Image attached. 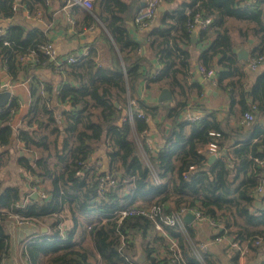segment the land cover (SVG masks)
Here are the masks:
<instances>
[{"label": "trees", "instance_id": "trees-1", "mask_svg": "<svg viewBox=\"0 0 264 264\" xmlns=\"http://www.w3.org/2000/svg\"><path fill=\"white\" fill-rule=\"evenodd\" d=\"M141 1L96 0L107 59L100 58L95 45L76 62L55 67L41 52L50 42L41 31L11 23L0 27V72L29 85L25 106L13 96L0 108V175L12 164L20 170L14 184L0 177V264H8L7 226L14 215L47 230L36 229L22 248L26 264H135L128 225L140 228L150 264H168L172 255L178 264H217L200 250L194 226L157 230L146 218L119 215L126 207L152 206H160L162 215L198 211L210 221L213 239L229 243L231 264H238L241 255L245 264H264V127L241 123L246 112L264 114V71L250 85L235 52L252 38L249 58L261 56L264 62V0L184 1L138 35L133 21ZM46 3L0 0V20H11L19 8L33 18L48 9ZM196 13L211 18L208 27L197 31L195 43L205 46L198 64L213 70L219 88L228 93V114L237 117L235 135L213 111L196 121L181 118L187 109L198 108L193 95L202 94L191 62L190 24ZM229 21L239 26V44ZM146 43L149 50L142 54ZM29 52L35 54L33 61L20 62ZM41 64L63 76L58 86L31 75ZM141 84L148 93L166 88L173 98L146 104L138 93ZM128 99L136 102L132 121L123 113ZM138 111L146 119L138 118ZM148 116L159 117L162 143L156 150L148 148ZM228 136L236 143L227 145ZM211 141L217 156L209 163L203 151ZM100 150L108 162L105 171L102 160L93 159ZM102 179L113 184L105 181L100 187ZM26 185L29 190L40 186L46 199H32L21 187ZM161 249L165 255L158 258Z\"/></svg>", "mask_w": 264, "mask_h": 264}, {"label": "crops", "instance_id": "crops-1", "mask_svg": "<svg viewBox=\"0 0 264 264\" xmlns=\"http://www.w3.org/2000/svg\"><path fill=\"white\" fill-rule=\"evenodd\" d=\"M93 4L95 5V10H88L84 7L75 4L73 0H48L47 5L48 9L44 11H40L38 15L33 18H29V14L22 9H18L15 13L14 17L11 20L2 21L0 20V27L4 28L7 27L10 23L11 25H24L26 27V31L31 30H39L41 31L42 35L45 38V41H50L52 44L53 50L55 52L56 57L59 61L65 62L68 57H81L85 55L91 48L95 45L99 47V56L100 58L107 59V45L103 43L101 35L105 30L104 25L100 22L96 15L100 12V6L96 2V0H92ZM128 2V0H124ZM141 1V0H140ZM188 2L189 0H172L170 4L162 1L160 4L157 14L154 20V25L159 24V18L161 13L175 9L179 4L182 2ZM140 2V7H141ZM38 16V17H37ZM94 20H93V19ZM229 25L234 27V30L231 31L232 39L235 44H239L240 40L238 39L237 32L235 28L239 27L238 24L233 21H229ZM134 31L136 34L140 35L135 26ZM195 35V41L197 36V30L193 31ZM105 33V32H104ZM253 39L249 38L245 44L238 46L235 49V52L241 50H246L248 52V59H249V52L252 49ZM149 46L147 43L143 45L142 54H146L149 50ZM205 49L204 45H197L195 43L191 47V62L193 64V73H194V80H196L202 86V94L199 97H195L193 95L192 104H196L198 106L197 109H187L182 115L181 118L186 119L187 115H203L204 113L215 112L219 119L225 118L227 125L226 129L227 132L231 135H235L232 133V130L236 126L237 117L232 118L228 114L229 110V95L227 92L219 88L217 83V76L214 75L213 79L210 80L207 77H204L200 72V66L198 64L199 55ZM247 59V61H248ZM241 61V60H240ZM247 61H242L246 72L248 75V82L250 85L253 84L256 75L260 74L264 71V62L260 64L256 71H249L247 68ZM46 64H41L39 68L35 71H30L31 75L36 74L38 78L42 81L49 82L54 86H58L63 76L58 72L57 69L53 70L50 67H46ZM56 67V65H55ZM158 65L155 64V69H158ZM248 69V70H247ZM4 72L6 75L7 73L5 70H1L0 73ZM9 78L8 86H10L11 93L14 97L19 98L22 103V106H25V103L28 101L29 97V85L27 81H20V82H13ZM2 77L0 76V83L2 81ZM228 91V90H227ZM150 93L146 92L144 84L139 86V96L143 99L146 104L154 105L157 104L156 98L161 93V91H149ZM173 98V97H172ZM129 100L127 102V107L125 108L124 114L127 115L129 111ZM172 100V99H171ZM170 100V101H171ZM169 102V101H168ZM167 102H165L166 104ZM163 104V103H161ZM154 118L151 119L148 116V126L146 135L148 136V144L151 147V150H156L160 147L162 143V137L158 132L156 126L159 123V117L153 116ZM21 116L15 117L16 125L19 123V119ZM254 124L256 125L260 123V127H264V114L258 112L257 115L254 117ZM168 128L165 129L167 131ZM227 145H232L236 143V139L233 136H228L226 139ZM20 146V144L18 143ZM224 152L226 151L223 149ZM203 153H205L203 151ZM21 154V152H20ZM24 155V154H23ZM210 157V155H208ZM208 157V158H209ZM93 159H100V163L102 164L101 170L105 171L108 166L106 154L103 150L98 151L94 156ZM20 170L16 167V165L12 164L9 167L1 169V175H9V180L11 176L16 179L15 175L18 174ZM15 174V175H14ZM3 179V178H2ZM4 180V179H3ZM5 181V180H4ZM47 187V185L45 184ZM23 190H29V187L26 185L21 186ZM48 188V187H47ZM264 191V190H263ZM32 198V195L30 194ZM33 199V198H32ZM37 199V197L35 198ZM27 201V200H26ZM186 213V212H185ZM185 213H179L181 219L183 221V217ZM183 225H190L195 227V238L202 244L207 246V253L214 257L217 260V264H231L229 261V255L233 253L231 248L229 247V243L226 240L221 239H213L214 236V229L211 227L208 221H197L196 219L190 223L186 224L183 221ZM34 227L33 224H19L15 219L12 220L7 226L8 236H9V256L6 259V263L8 264H26L22 257V248L25 244L29 242L32 238V233L35 232L36 229L46 232V227L42 226ZM127 236L130 239L131 243V252H130V260L135 264H150L149 262V255L145 251V238L140 230L136 225H128L126 227ZM201 250V249H200ZM202 251V250H201ZM204 252V251H202ZM165 255L164 250L159 251L158 258H163ZM238 264H245V259L241 255L239 257Z\"/></svg>", "mask_w": 264, "mask_h": 264}, {"label": "built area", "instance_id": "built-area-1", "mask_svg": "<svg viewBox=\"0 0 264 264\" xmlns=\"http://www.w3.org/2000/svg\"><path fill=\"white\" fill-rule=\"evenodd\" d=\"M48 0H46L47 2ZM163 0H142L143 6L141 7L140 11L138 12V14L136 15V17L134 18V26L135 29L138 32H143L144 30L148 29L154 22L156 14H157V10L160 6V4L162 3ZM73 2L75 4H78L82 7H84L85 9L88 10H92L94 11L95 5L93 4L92 0H73ZM30 18V16H28ZM38 17V16H37ZM211 23V18L207 17V18H203L199 13L194 14L193 16V21L190 24V30L192 31H198L199 29H205L206 27H208V25H210ZM2 33V32H1ZM4 44H7L6 42H4ZM41 52L47 56L49 58V60L53 61V63L57 66H60L62 64H66V63H74L77 61V59L75 57H68L65 62H61L58 60V58L55 55V52L53 50L52 44L50 42L46 43L45 45L41 46ZM35 54L33 52H29L25 55H23L22 57H20V62L22 63H27V62H31L33 61ZM263 58L261 56H255V57H251L248 59L247 61V68L251 71H256L258 69V67L260 66V64L262 63ZM200 72L204 77H211L214 76V72L213 70H205L202 67H200ZM131 106L135 107L136 106V102L134 100H129V111L127 112V117L129 119V121L133 120V114L131 111ZM137 117L138 118H143L146 119L144 113L142 111H138L137 112ZM202 117V115H191L186 117V120L188 121H196L198 119H200ZM254 121V116L252 113L250 112H246L242 119H241V123L245 124V125H249L250 123H252ZM217 134L211 132L210 136L215 137ZM148 148L151 150L150 145L148 144ZM205 153L206 155H215L217 156V145L215 142L211 141L210 143L207 144V146L205 147ZM261 165H264V160L261 162ZM190 169L192 170L193 167H190ZM105 181H109V180H100V187H103V185L105 184ZM110 184H113V181H109ZM40 186L38 187H33L31 189V193H36V197L39 199H46V194L39 189ZM262 191V189L260 190ZM16 207H19V205H16ZM162 209L160 206H152L149 208H140V207H126L124 209H122L119 212V215L121 218L124 217H130V216H138V217H143L146 218L147 220L151 221L154 223V227L157 230H162V227L165 226H169V227H174V226H178L183 228V221L181 219V216L179 215V213H173L172 215H162L161 214ZM188 212L193 213V215L195 216V219L197 221H208L210 222L206 217L202 216L198 211L195 210H190ZM183 213V212H181ZM13 218L19 223V224H27V223H31L29 220H23L20 219V217L14 215ZM233 247H237L236 245H232ZM172 247H175V244L172 243ZM201 250L202 251H206L207 250V246L205 244H201ZM178 256L176 257L175 255L169 256V262L168 264H178Z\"/></svg>", "mask_w": 264, "mask_h": 264}, {"label": "water", "instance_id": "water-1", "mask_svg": "<svg viewBox=\"0 0 264 264\" xmlns=\"http://www.w3.org/2000/svg\"><path fill=\"white\" fill-rule=\"evenodd\" d=\"M143 6V3H141V7ZM195 35L196 33H192L191 37H192V42L195 43ZM237 56H238V59L241 60V61H247L248 59V52L246 50H241V51H238L237 52ZM0 76L2 77V81L0 83V108H3V107H6L11 98L13 97L12 93H11V90H10V86H8V81H9V78L7 77V75L2 72L0 73ZM214 76H211L209 79L212 80ZM172 99V94L171 92L168 90V89H163L161 91V93L157 96L156 98V102L161 104V103H165V102H168ZM115 105L118 107V104L115 103ZM23 155V152H21L20 156ZM216 159V156L215 155H211L209 158H208V162L211 163L213 162L214 160ZM264 193V192H263ZM263 193H260L259 195H255V198H258L260 197L261 195H263ZM32 198L35 199L36 198V193H33L32 194ZM257 207L261 208V203L258 201L255 203ZM195 220V216L193 215V213L191 212H186L184 217H183V221L186 223V224H190L192 223L193 221Z\"/></svg>", "mask_w": 264, "mask_h": 264}, {"label": "rangeland", "instance_id": "rangeland-1", "mask_svg": "<svg viewBox=\"0 0 264 264\" xmlns=\"http://www.w3.org/2000/svg\"><path fill=\"white\" fill-rule=\"evenodd\" d=\"M15 175V174H14ZM16 179H17V175H15ZM1 178H3L5 181V184H14L15 178L13 176H11L10 180H9V175H3ZM33 193H31L32 195ZM19 264H22L21 262H19Z\"/></svg>", "mask_w": 264, "mask_h": 264}]
</instances>
